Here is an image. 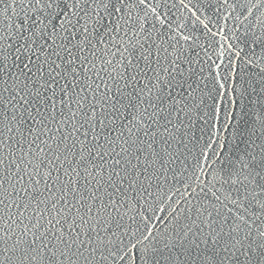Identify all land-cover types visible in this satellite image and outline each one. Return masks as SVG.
Instances as JSON below:
<instances>
[{"label":"snow or ice","instance_id":"snow-or-ice-1","mask_svg":"<svg viewBox=\"0 0 264 264\" xmlns=\"http://www.w3.org/2000/svg\"><path fill=\"white\" fill-rule=\"evenodd\" d=\"M0 264H264V0H0Z\"/></svg>","mask_w":264,"mask_h":264}]
</instances>
